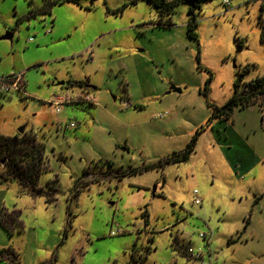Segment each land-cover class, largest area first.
<instances>
[{
	"label": "rangeland",
	"instance_id": "374dc122",
	"mask_svg": "<svg viewBox=\"0 0 264 264\" xmlns=\"http://www.w3.org/2000/svg\"><path fill=\"white\" fill-rule=\"evenodd\" d=\"M55 1L0 0V75L23 74L27 94L0 93V135L38 133L51 168L40 180L55 190L29 198L17 179L2 180L0 163V219L22 210L26 229L0 225V248L13 245L21 264H194L177 241L207 263L264 264V165L246 172L262 151L212 116L238 78L242 89L264 78V0L202 1L198 42L187 35L191 3L164 28L145 0ZM8 32L12 42L1 39ZM86 80L107 114L87 107L71 118L79 128L61 120L58 130L50 102ZM178 84L183 93L171 91ZM161 112L170 124L154 118ZM201 130L187 161L164 163Z\"/></svg>",
	"mask_w": 264,
	"mask_h": 264
},
{
	"label": "crops",
	"instance_id": "0c3cea01",
	"mask_svg": "<svg viewBox=\"0 0 264 264\" xmlns=\"http://www.w3.org/2000/svg\"><path fill=\"white\" fill-rule=\"evenodd\" d=\"M89 85L91 87H88L86 89H82L81 93H82V95H86V94L91 95L93 98L92 102L84 103V102L80 101V102L73 103V104L62 105L59 113H58L57 109L53 106L54 109L56 110L57 115L61 114V116L58 117L59 119L56 121V124L58 127H56V125H54L55 128H57L58 130L61 128V125H60L62 122L61 120L68 122L67 127H69V124L71 122L75 121V123H76V119L78 118V115L80 113L83 115V113H84L85 109H87V107L97 106V109H94L93 113L92 112L89 113L91 116L95 115V117H97L100 113L107 114L105 112V110H103L101 108V106H103L106 103L104 98H103V92L97 91V94H94V91L100 90V89L98 88V86L94 87V85H91V84H89ZM178 86H179V89H181L183 87L182 84H178ZM181 93H183V92H181ZM80 94H78V96ZM122 96H123L124 100L126 98L130 99L129 94L123 93ZM96 100H98V101H96ZM113 100H114V103H116L117 99L114 98ZM121 102L123 103L124 106H126V107L129 106L126 101L121 100ZM116 107L117 106H114V108H116ZM128 112L131 113L133 111L130 109H127L123 113H128ZM263 115H264V100L261 101L260 103L258 102V103H255V104L248 106L247 109H245V110H235L234 114L232 115V117L228 121L225 119L227 122L224 120L220 121V123L221 122L223 123V126H224V128H226L227 132L231 131L232 129L234 131L240 132V135L242 138V139H240V141L242 142V144L246 143L247 145H253L255 151H257L256 149L258 148V151H257L258 154L260 151H262L261 157H259V155L258 156L254 155L255 159H254L253 165H252V167H249L246 169L247 173H252L253 171H255L256 168H258L261 165H264V143H261V141H259L261 139V136H260L261 131H260V126H258V124H257L259 118L262 117ZM71 118H76V119L71 120ZM91 120L94 121L95 119L91 118ZM156 120H161V125H167V124L171 123L172 118L170 115H168L164 119H156ZM58 121H60V122H58ZM263 122H264V119H263ZM80 125H81V123L78 121V123H76V126L74 128L69 127V129H77L80 127ZM84 127L85 128L89 127V123H87ZM25 134L32 135V137L34 138L38 147H37V149H35L34 152H33V150H30L31 152H29L28 154H25V155H23V157H21L22 161L20 162V164L25 166V167H24V171L22 173V177L16 178L19 182L20 189L29 198H39V197L45 198V197H47V199H54L55 196H53V194L47 190V189H49L51 191L54 190L51 188V183L47 186V185L42 184V182L40 180L41 172H43L44 170H50L51 169L49 159L46 157L45 148L40 143L37 142L38 133L25 132ZM245 135H247V140H245ZM19 136H23V135L19 134ZM33 160L39 161L38 164L35 166H32ZM89 169H90L89 171L92 170L91 168H89ZM32 173H35V176L38 175V177L36 179H33V180L30 179L29 177L32 175ZM32 177H33V175H32ZM89 177L90 176L86 177V179H88ZM90 178H94V177H90ZM34 201H36V199ZM4 212H5V214H3L4 215L3 219H0V225L1 226H3L6 229L11 228L14 231L15 229H14L13 225H18L21 228V232L22 233L25 232L26 229L24 226V222H23V220L19 219L22 216V210L14 209L10 213V210L3 208L2 213H4ZM13 215H14V217H13ZM7 247H12L11 253L13 255H15V257H16L15 258L16 262H17L16 264H21L19 261L20 256H19L17 250L14 249L13 245L12 246L8 245ZM7 247H2V248H0V250L5 249ZM2 260H5L7 262L8 261L13 262V261H10L8 258H6V259L4 258Z\"/></svg>",
	"mask_w": 264,
	"mask_h": 264
},
{
	"label": "trees",
	"instance_id": "16d2710c",
	"mask_svg": "<svg viewBox=\"0 0 264 264\" xmlns=\"http://www.w3.org/2000/svg\"><path fill=\"white\" fill-rule=\"evenodd\" d=\"M74 2L78 3V0H56L54 3H64V2ZM149 2L155 12L159 15L161 22L158 26L162 27H170L172 24L164 23L163 18H170L174 12H176L177 7L183 3H191L192 7L190 9L189 14L191 15L192 21L187 28V35L190 39L195 40L198 42V36L196 34L195 29L198 27L196 22L194 13L195 10H201V2L206 0H145ZM264 41V35H263ZM199 60V58H198ZM210 80V79H209ZM72 86H78L82 89H86L91 87L88 81H74L70 82ZM2 95V94H1ZM264 100V78L255 79L248 83L245 89L241 88L239 78L235 81V94H233L232 98L225 104L223 108L214 107V111L212 113L213 117H219L226 119L227 121L232 117L235 110H245L248 106L260 103ZM212 117V118H213ZM211 118V119H212ZM201 131L197 132V135L192 139L190 144L188 145L187 149L182 151L180 154H174V156L169 157L168 159L164 160V163H180L187 161L190 157L191 153L194 152V144L197 140V136ZM38 145L36 144L32 135L25 134L23 136L15 135V136H1L0 135V163L5 164L7 167V174L3 175L2 180H9L10 178L14 177L21 178L22 173L24 171L23 165L20 164L22 161L21 157L23 155L28 154L31 152L30 150L35 151ZM39 161L32 162V166L38 164ZM111 163V162H109ZM112 163L110 164V166ZM147 169V168H145ZM136 171V169H131ZM33 175V177H32ZM29 177L30 179H36L38 175L35 176V173H32ZM123 176V172H120L119 177ZM33 183V182H32ZM264 195V194H263ZM176 249L179 251L180 255L187 257V248L184 245H179V242L175 241ZM12 247H8L5 249L0 250V260L8 258L10 261H13V264H16V257L13 255ZM12 259V260H11Z\"/></svg>",
	"mask_w": 264,
	"mask_h": 264
},
{
	"label": "built area",
	"instance_id": "2783aa9c",
	"mask_svg": "<svg viewBox=\"0 0 264 264\" xmlns=\"http://www.w3.org/2000/svg\"><path fill=\"white\" fill-rule=\"evenodd\" d=\"M223 4L224 6H227L228 2L223 1ZM25 88H26V84L24 81L23 74L17 73V74H13L10 76L0 75V93L2 95L17 92V94L27 96ZM80 101L84 103H90L93 101V98L89 94L82 95V93L79 96L78 95L74 96V95H69V94H60V95L54 96L51 103L57 109L59 113L62 105L73 104V103H77ZM166 115L167 114L159 113V114H156L154 118L164 119ZM75 126H76L75 122H71L69 124V127L71 128H74ZM194 195L197 196L196 191L194 192ZM195 203L200 204L201 200L196 198ZM121 233H122L121 230L112 231L111 236H115ZM201 237L205 238L206 236L202 234ZM205 254L206 253L203 249L195 250L194 248L190 246L187 247V257L190 261L194 262V264H211V263L206 262Z\"/></svg>",
	"mask_w": 264,
	"mask_h": 264
},
{
	"label": "water",
	"instance_id": "95a60500",
	"mask_svg": "<svg viewBox=\"0 0 264 264\" xmlns=\"http://www.w3.org/2000/svg\"><path fill=\"white\" fill-rule=\"evenodd\" d=\"M1 39H2V40H8V41H11V42H12V39H14V34L11 33V32H8V33L5 34L4 37L2 36ZM64 84H65L64 81H62V82H58V85H59V86H62V85H64ZM171 91H178V93H181V92H182L181 89H179V87H175V86H172ZM25 132H26V125L23 126V127L20 129V134H21V135H24ZM3 163H4V162H3Z\"/></svg>",
	"mask_w": 264,
	"mask_h": 264
}]
</instances>
